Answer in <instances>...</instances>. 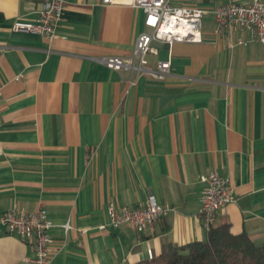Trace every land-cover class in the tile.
I'll use <instances>...</instances> for the list:
<instances>
[{"label": "crops", "instance_id": "obj_1", "mask_svg": "<svg viewBox=\"0 0 264 264\" xmlns=\"http://www.w3.org/2000/svg\"><path fill=\"white\" fill-rule=\"evenodd\" d=\"M230 1L250 0H170L209 9L204 39L153 41L151 63L170 59L171 74L131 85L92 57L130 55L149 30L143 9L66 0L50 43L14 28L38 18V0H0V212L44 207L53 264H135L205 240L200 178L214 170L235 189L214 225L264 246V42L240 27L216 33L211 10ZM150 194L172 208L152 227H100L111 204L141 207ZM34 256L32 242L0 233V264Z\"/></svg>", "mask_w": 264, "mask_h": 264}, {"label": "built area", "instance_id": "obj_2", "mask_svg": "<svg viewBox=\"0 0 264 264\" xmlns=\"http://www.w3.org/2000/svg\"><path fill=\"white\" fill-rule=\"evenodd\" d=\"M39 16L35 21L17 20L14 28L42 35L48 42L54 41L63 17L66 0H38ZM104 4H126L141 8L145 12V25L149 29L138 35L133 52L127 56L96 55L95 61L119 73H128L129 83L136 85L138 78L148 75L164 80L171 74V60H158L154 64L150 55L157 50L153 41L173 44L176 41L202 42V19L209 12L204 7L173 6L170 0H102ZM216 22V33L225 29L240 27L250 35L251 41L264 42V2L250 0L246 3L230 1L216 5L212 10ZM248 42L239 39L237 44ZM4 84L0 83V97ZM202 220L207 230L214 226L218 211L235 200V189L229 179L214 170L201 175ZM172 208L161 204L153 194L141 207L130 208L111 204L108 209L109 221L102 229H116L130 225L141 232L169 214ZM54 222L44 207L27 210L18 206L0 212V233H17L35 247V256L28 259L32 264H53L59 249L51 235ZM66 232L73 229L71 221L63 225Z\"/></svg>", "mask_w": 264, "mask_h": 264}, {"label": "trees", "instance_id": "obj_3", "mask_svg": "<svg viewBox=\"0 0 264 264\" xmlns=\"http://www.w3.org/2000/svg\"><path fill=\"white\" fill-rule=\"evenodd\" d=\"M135 264H264V246L254 243L245 233H233L230 224L224 223L212 226L205 240L171 245Z\"/></svg>", "mask_w": 264, "mask_h": 264}, {"label": "rangeland", "instance_id": "obj_4", "mask_svg": "<svg viewBox=\"0 0 264 264\" xmlns=\"http://www.w3.org/2000/svg\"><path fill=\"white\" fill-rule=\"evenodd\" d=\"M202 24H203V19H202Z\"/></svg>", "mask_w": 264, "mask_h": 264}]
</instances>
